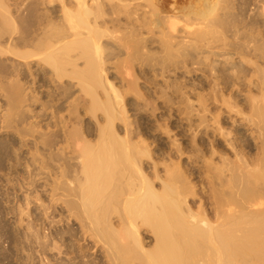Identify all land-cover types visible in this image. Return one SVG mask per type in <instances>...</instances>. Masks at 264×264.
<instances>
[{
	"label": "bare ground",
	"instance_id": "1",
	"mask_svg": "<svg viewBox=\"0 0 264 264\" xmlns=\"http://www.w3.org/2000/svg\"><path fill=\"white\" fill-rule=\"evenodd\" d=\"M137 1L0 0V264H264V0Z\"/></svg>",
	"mask_w": 264,
	"mask_h": 264
},
{
	"label": "rangeland",
	"instance_id": "2",
	"mask_svg": "<svg viewBox=\"0 0 264 264\" xmlns=\"http://www.w3.org/2000/svg\"><path fill=\"white\" fill-rule=\"evenodd\" d=\"M143 1L141 0V2H140V0H139V2L137 1L136 3H139V4H141ZM218 45V44H217ZM219 60H222V59H219ZM201 196V195H200ZM10 217V216H9ZM7 218L8 220H9V223H13V222H15V219H13V218ZM13 219V220H12ZM9 244L8 243H5V247L6 246H8ZM55 254V253H54Z\"/></svg>",
	"mask_w": 264,
	"mask_h": 264
}]
</instances>
